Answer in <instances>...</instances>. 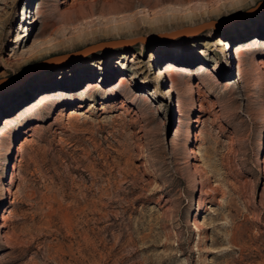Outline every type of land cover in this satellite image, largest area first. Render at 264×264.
Here are the masks:
<instances>
[{"label": "rangeland", "instance_id": "obj_1", "mask_svg": "<svg viewBox=\"0 0 264 264\" xmlns=\"http://www.w3.org/2000/svg\"><path fill=\"white\" fill-rule=\"evenodd\" d=\"M253 37L264 0H0V264H264Z\"/></svg>", "mask_w": 264, "mask_h": 264}, {"label": "bare ground", "instance_id": "obj_2", "mask_svg": "<svg viewBox=\"0 0 264 264\" xmlns=\"http://www.w3.org/2000/svg\"><path fill=\"white\" fill-rule=\"evenodd\" d=\"M74 6H76V5H74ZM74 6H73V8H74ZM214 14V13H213ZM215 15V14H214ZM197 16V14H192L191 15V17L193 18V17H196ZM205 23V22H204ZM213 23V22H212ZM203 23H200L199 25H195V26H193V27H191L190 29H188V30H196V29H198L201 25H202ZM253 39V41L251 40V42L252 43H256V42H258V40H259V42L260 43H264L263 41H264V39H257V37H253L252 38ZM135 40V38L134 39H131V40H128L127 42H132V41H134ZM137 40H143V37H138V39ZM216 44H221V45H223V49H225V48H232V47H234L233 49V52H234V56H235V58L238 60V62L240 61L239 60V57H240V54H241V51H242V43H235V45H231L230 44V41L229 40H227L226 38H222V37H218V38H216ZM110 44H113V45H115V44H119L118 42H113V43H110ZM109 44V45H110ZM100 45V44H99ZM98 45V46H99ZM39 54V53H38ZM241 58V57H240ZM180 68V69H184L186 66H173L171 63L169 64L168 63V66H166V67H164V70H161V69H159V71L160 72H164V73H173V68ZM198 68L199 69H201V68H203L202 67V65H200V66H198ZM240 67H239V65H238V69H239ZM237 69V70H238ZM239 71H240V69H239ZM159 72V73H160ZM170 74H168V76H169ZM169 80H170V83H173V80L171 79V78H169ZM118 85H126V83H125V79L123 80V78L122 79H120L119 81H118V83H117ZM90 85V83L87 85V87ZM49 91H47L46 93H48ZM46 93H43V94H41L40 96H39V98L37 99V101H35L32 105H29V106H26L25 108H23V110L22 111H19L15 116H7V117H5L4 118V124L6 125L8 122H9V120L10 119H14V118H16V119H18V118H20L23 114H24V112H27V111H29L30 109H33L36 105H38L39 104V102L40 101H43V99H44V97H45V94ZM51 93L52 94H57V93H61V94H66V95H75V94H73V93H70V92H64V91H51ZM177 104H179V103H177ZM180 105V104H179ZM74 113V112H73ZM193 121H197V119L196 118H194V119H192ZM21 123V122H20ZM1 133H5L4 132V130H1L0 131Z\"/></svg>", "mask_w": 264, "mask_h": 264}, {"label": "water", "instance_id": "obj_3", "mask_svg": "<svg viewBox=\"0 0 264 264\" xmlns=\"http://www.w3.org/2000/svg\"><path fill=\"white\" fill-rule=\"evenodd\" d=\"M212 22H214L213 20H210V21H207V22H205V23H203L198 29H197V31L198 30H200V29H203L204 27H206V26H209L210 24H212ZM140 37V36H139ZM141 37H143V36H141ZM135 38V40H137L138 39V36H136V37H133V38H131V39H134ZM144 39V38H143ZM134 40V41H135Z\"/></svg>", "mask_w": 264, "mask_h": 264}]
</instances>
